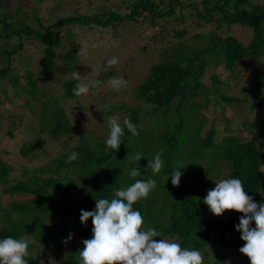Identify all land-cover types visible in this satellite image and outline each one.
Instances as JSON below:
<instances>
[{
  "label": "trees",
  "instance_id": "16d2710c",
  "mask_svg": "<svg viewBox=\"0 0 264 264\" xmlns=\"http://www.w3.org/2000/svg\"><path fill=\"white\" fill-rule=\"evenodd\" d=\"M13 1L15 6L9 9ZM28 2L0 0V107L10 100V93L27 96V103L40 102L37 116L40 129L30 130L47 136L24 139L19 153L31 160L45 154L47 159L34 170L22 166L20 175L13 180L9 178L10 165L0 159L3 194L28 196L23 200L13 199L7 208L0 207V239L37 237L46 249L59 245L61 264H76V254L84 247L82 241L92 237L93 227L91 220L87 227L82 225L81 210L93 211L95 199H111L114 189L126 188L137 179H155L156 188L133 207L142 214L145 227H154L161 234L156 239L173 240L182 247L200 251L203 264H226L225 258L232 252L250 261L239 251L244 241L236 225L243 214L231 211L222 217L214 216L203 203L206 195L201 189L215 187L218 177L219 180L238 177L247 195L258 204L264 202V141L261 139L264 116L244 123L249 133L258 130L253 137L241 138L233 127L227 128V135L216 142L213 126L204 134L208 121L202 109H209L210 101L234 106L240 99L226 94L228 90L223 88L229 81L221 79V74H211L209 85H204L203 78L221 67L228 73L230 82L250 72V84L242 86L240 92L244 93L243 101H247L249 111L264 114V91L259 90L264 79V5L255 0L196 3L134 0L126 10L94 16L51 13V18L57 20L44 25L40 17L33 19L25 10ZM188 19L195 29L189 30L190 26L179 29ZM129 22H141L149 28L167 22L170 27L163 28L160 34L170 43L162 47L159 60L150 65L147 73L134 82L132 94L138 100L135 107L110 103L100 110L101 119L117 117L124 132L119 151L106 152L109 127L103 139L93 140L74 126L89 118H81L76 112L82 103L62 105L60 97L63 101L75 98L76 76L62 83L64 92L60 96L53 95L45 82L57 68L61 53L66 70L72 71L80 64L74 34L71 31L64 34L66 28L71 25L107 28L114 23ZM236 25L251 32L248 40L240 41L231 34ZM30 47L40 57L36 69L30 68L34 58L30 56ZM23 57L27 59L25 62ZM104 66L105 63L94 77L102 81L100 85L115 73L114 69L105 72ZM196 100L202 102L191 103ZM84 105L93 116V107L87 101ZM125 118L136 125L139 135L133 136L123 125ZM9 119L13 125V118ZM6 133L14 136L12 131ZM60 138H64L62 143ZM48 143L62 144V148L48 155ZM68 146L71 147L67 149ZM161 150L164 163L161 171L153 174L147 167L148 159ZM72 152L78 153V158L66 163ZM137 154L143 157L140 161L135 160ZM177 164L185 168L181 169L180 186L174 187L170 176ZM133 167L139 168L140 176L128 175ZM71 218L76 219L75 230L70 232L73 238L77 237V230L84 237L79 248L73 249H69L71 241L67 244L64 240L56 241L49 232L62 233ZM50 223L52 226H48ZM32 248L30 243L25 257L28 262L39 257V252H32ZM218 250L219 256L212 260L211 255Z\"/></svg>",
  "mask_w": 264,
  "mask_h": 264
},
{
  "label": "rangeland",
  "instance_id": "374dc122",
  "mask_svg": "<svg viewBox=\"0 0 264 264\" xmlns=\"http://www.w3.org/2000/svg\"><path fill=\"white\" fill-rule=\"evenodd\" d=\"M134 0H29L26 4L25 9L33 19L37 16L40 17L44 25H49L57 19L51 18V13H56L60 15H85L94 16L96 14H104L107 12H117L119 10H126L132 4ZM190 2L196 3L199 0H189ZM262 5H264V0H255ZM15 6V1L9 9ZM8 9V8H7ZM4 8H2V11ZM191 20L188 19L185 25L179 26V29H184L190 26ZM141 22L134 23H114L107 28H103L97 25H92L91 27L79 25H71L66 28L67 32L71 31L74 34V43L76 45L75 51L79 52L84 47L86 53L79 55L80 64L74 68L72 71L66 70L64 67V53L60 54V59L58 61L57 68L55 69L53 75L47 77L45 84L51 89L52 94L56 96L62 95L64 92L63 82L67 81L70 77H75V73H79L80 76L93 79L101 71V65L105 63L104 71L108 72L111 69L115 70V73L108 76L103 85L93 88L86 96L81 95L79 97H71L66 99L61 98L62 105L65 107H70L77 102H81V107L76 109L77 114L82 118H89L85 122H80L74 126L79 129V132L88 133L89 137L93 140L96 138L103 139L107 135L110 120L101 119L99 116L100 110H102L105 104L112 103L113 105H120L122 103L128 104L135 107L138 104V100L133 96V84L138 79L141 78L143 73H147L148 68L151 64L156 63L159 60L160 52L163 46L169 44V39L164 38L160 34L161 30L165 27H170L167 22L161 23L154 28H149L148 26L142 25ZM238 26V25H236ZM232 27L231 34L238 38L240 41L248 40L247 37L250 36V31L247 28L238 26ZM195 25H191L189 30H194ZM190 34V33H189ZM171 40H174L171 37ZM179 39H176L178 41ZM66 40H64L65 42ZM69 46L70 43L66 41ZM1 45V44H0ZM29 46L25 47L28 48ZM145 47V50H143ZM30 56H34L31 59L33 65L30 67L32 69L37 68V63L40 57L38 53L32 50L30 47ZM117 57L118 63L110 67L107 65V61L112 58ZM27 59L23 57V62ZM21 67V65H19ZM107 68V70H105ZM213 73L221 74V79L228 80V85L223 89L228 90L227 95L240 99L239 102L235 103L234 106L230 104H225L222 101H210L209 109H202L203 116L206 117L208 123L205 127V132L213 126L215 130V141L219 142L222 137L227 135V128H236L239 136L251 138L258 130L255 129L252 133H249L247 129L244 128V123L254 121L256 117H262L264 114L258 111H249L247 106V101H243V94H241L242 86H248L250 84L249 78H251V73L246 72L243 74L240 80L230 82L228 73L221 67L216 71H209L203 78L204 85L210 84V75ZM111 77H119L126 80L127 84L121 87L119 90L114 89L108 84V80ZM248 78V80H247ZM263 83V84H262ZM259 90L264 91V79L262 80ZM47 87V88H48ZM9 101L3 102L0 107V159L6 161L12 172L9 175L10 180L14 179L15 176L20 175L21 167L25 166L31 170L39 167L43 162L46 161L47 155L42 154L38 159L31 160L24 158L20 155L19 149L26 139L30 141L36 136H41L42 138L47 135H40L34 133L30 129H40V123L37 120L38 113L40 112V102L31 101L27 103L28 97L25 95H14V93L9 94ZM87 101L89 106L93 107V116L91 113L87 112L85 109L84 102ZM202 101H191V103H199ZM85 114V115H84ZM13 118L14 124L11 125V120ZM116 119H118L116 117ZM87 125V127H86ZM12 131L14 136L9 135L6 131ZM264 141V137H261ZM64 138H60L59 142H63ZM71 146H68L70 148ZM62 148V144L59 143H48L46 149L48 155L56 154ZM264 171V166L263 169ZM219 177L215 178V182L219 181ZM214 187H203L201 193L207 196V192ZM3 186L0 185V207L7 208L13 201V199H26V196L22 195H11L9 193L3 194ZM1 213V211H0ZM225 213L224 215H226ZM76 219H69L66 222V226L62 229V233L58 230L49 231L53 238L59 240H66L71 231H73L76 223ZM48 226H52L50 223ZM75 230V229H74ZM27 240L33 244L32 252H39V257L34 262H28V264H61L60 248L57 244H52L53 247L47 249L41 246V241L37 237L26 236ZM83 234L80 230H77V237L70 240L69 249L74 247L79 248V243L84 240ZM40 247V248H39ZM219 250L211 255L212 260L219 256ZM226 264H250V261L246 260L238 252H232L227 254L225 258Z\"/></svg>",
  "mask_w": 264,
  "mask_h": 264
},
{
  "label": "clouds",
  "instance_id": "9594fccd",
  "mask_svg": "<svg viewBox=\"0 0 264 264\" xmlns=\"http://www.w3.org/2000/svg\"><path fill=\"white\" fill-rule=\"evenodd\" d=\"M86 53L83 47L78 55ZM117 57L107 61L108 66L116 65ZM107 70V68L105 69ZM78 83L73 89V96L88 94L90 89L99 86L102 81L81 77L75 73ZM108 84L116 90L126 86L123 78L111 77ZM123 125L133 136L139 135L137 127L129 119L123 120ZM87 127V125H86ZM109 135L105 140V151H119L124 135L121 124L114 118L109 123ZM78 153L72 152L66 163L78 158ZM163 151H158L152 159H148V169L153 174L161 171L164 161ZM140 154L135 160L140 161ZM182 165L177 164L171 173V183L179 187L182 177ZM130 177H138L141 172L133 167L128 172ZM157 186L155 179L135 180L126 188L114 189L113 198L95 199L93 211L81 210L80 220L87 227L92 221V237L82 241L84 247L76 254V264H203L200 251L182 247L179 242L169 239H156L161 234L154 227H145L142 214L134 210V204L146 198ZM203 203L216 217H222L226 212L242 213L236 230L241 233L244 245L239 251L248 257L250 264H264V202L256 203L247 195L243 182L238 177L221 179L215 182V187L208 190ZM255 224V227L252 225ZM73 239V234L63 241L67 244ZM30 241L11 236L0 239V264H28ZM230 264V262H228Z\"/></svg>",
  "mask_w": 264,
  "mask_h": 264
}]
</instances>
